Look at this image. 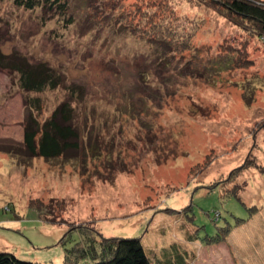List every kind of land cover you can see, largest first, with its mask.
I'll use <instances>...</instances> for the list:
<instances>
[{"label": "rangeland", "instance_id": "rangeland-1", "mask_svg": "<svg viewBox=\"0 0 264 264\" xmlns=\"http://www.w3.org/2000/svg\"><path fill=\"white\" fill-rule=\"evenodd\" d=\"M70 4L69 25L0 0V50L48 63L63 83L26 93L0 70V251L61 264V240L83 226L141 238L153 263L178 264V249L188 252L187 264H233L228 240H204L248 215L244 203L264 204V38L257 26L235 25L215 0ZM236 50L254 65L227 67ZM34 98L43 104L34 111L41 124L63 102L72 104L79 151L53 159L25 151ZM253 211L236 229L256 217L258 234L233 248L252 251L246 264H264V205Z\"/></svg>", "mask_w": 264, "mask_h": 264}, {"label": "trees", "instance_id": "trees-1", "mask_svg": "<svg viewBox=\"0 0 264 264\" xmlns=\"http://www.w3.org/2000/svg\"><path fill=\"white\" fill-rule=\"evenodd\" d=\"M215 1L221 5L222 11L227 14L229 21H232L235 25H239V21L242 24L243 20H251L254 26H257L253 31L261 38H264L263 2L258 0ZM15 4L25 10L34 11L38 9L42 11L44 13L42 21L44 20L45 22L56 17H59L64 23H68L69 25L73 22L72 14H70L73 6H71L70 0H15ZM166 43H169L168 39ZM237 53L239 57L230 58L227 61V67L231 65L235 67L237 65L235 68L245 69L254 65V61L248 58L246 52L238 50ZM229 56H232V54L230 53ZM0 70L8 71L10 74L15 75L18 78L19 87L26 93L39 94L47 90H56L63 84L62 77L48 63L30 61L28 57L16 51L5 53L0 50ZM32 101L34 102L33 110L27 116L24 125L23 147L25 151L32 157H42L45 159L59 158L79 151L81 147V135L74 124L75 108L72 104L68 101L63 102L53 112L52 116L41 124L37 117L34 116V111L38 110L40 112L42 110V101L40 98H34ZM5 152L13 154L9 151ZM247 168L248 166L244 165L237 172ZM227 192L224 194L241 198L237 192ZM244 205L250 211L248 215L237 217L236 222L229 221L225 226L218 227L215 232L206 233L204 244L215 245L228 240L232 231L239 226V223H243L249 215L251 216L254 213L253 210H257V208L258 210L262 209L264 204H260L261 207L259 205H247L246 203ZM69 231L60 243L66 248L61 264H168L167 258L164 262L162 261V257L161 261L153 263L151 260L152 250H149V252L145 250L141 238L105 237L97 231L83 226ZM254 232L255 229L251 230L249 235L246 233L250 241L254 238L253 236L258 234ZM74 233H78L80 237L71 247H67V244L71 243ZM189 239L191 240L190 243L198 242V239L194 235H189ZM248 243L251 242L248 241ZM254 249L259 250L260 246L256 245ZM164 251L167 252L168 250ZM244 251L243 254L247 253L248 255L252 252L247 247ZM179 252L177 249L178 264H187L189 259L188 252L185 251V255L183 252V255ZM250 257L252 258V256ZM0 264L40 263L21 259L13 252L0 251ZM170 264H174V260H171Z\"/></svg>", "mask_w": 264, "mask_h": 264}, {"label": "crops", "instance_id": "crops-1", "mask_svg": "<svg viewBox=\"0 0 264 264\" xmlns=\"http://www.w3.org/2000/svg\"><path fill=\"white\" fill-rule=\"evenodd\" d=\"M256 217H253L250 221H249V224H247L246 226H243V227H241L240 229H234L233 231H232V233H231V236L229 237V239H228V241H229V244L228 245H230L231 247H230V252H231V258H230V260L233 262V264H237V260L239 261L240 259H241V261L244 263V264H246L244 261H243V259L245 258L244 257V254H242V251H241V248L244 250L245 248H246V246H241V248H239V247H236V249L235 248H233V243L235 242V241H237L238 243L240 242V241H247V243H248V241H249V236H247L246 235V233L249 235V232L251 233V230H253V229H256V228H258V222L256 221ZM237 236H239V238H240V240L238 239V240H236L238 237ZM251 238V237H250ZM235 244V243H234ZM234 252L235 253H237L238 255H237V257H235V255H234ZM234 255V256H233ZM224 262H222V260L220 259V264H223Z\"/></svg>", "mask_w": 264, "mask_h": 264}]
</instances>
